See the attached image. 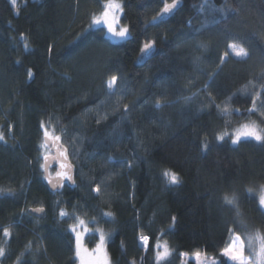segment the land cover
Here are the masks:
<instances>
[{"label": "trees", "instance_id": "16d2710c", "mask_svg": "<svg viewBox=\"0 0 264 264\" xmlns=\"http://www.w3.org/2000/svg\"><path fill=\"white\" fill-rule=\"evenodd\" d=\"M107 1L0 0V264H79L66 231L76 217L89 250L106 235L109 264L197 252L232 264L222 250L233 236L250 256L264 242V142L231 139L246 124L264 134V0H181L162 21L173 0H116L131 33L119 42L92 23ZM44 130L68 146L75 185L45 184Z\"/></svg>", "mask_w": 264, "mask_h": 264}, {"label": "snow or ice", "instance_id": "6c2138e0", "mask_svg": "<svg viewBox=\"0 0 264 264\" xmlns=\"http://www.w3.org/2000/svg\"><path fill=\"white\" fill-rule=\"evenodd\" d=\"M12 4L15 5L17 3V0H11ZM176 2L173 0L172 4H165L163 8L164 13L170 12L173 8H175ZM122 12L123 8L122 5L116 0H108L107 4L104 6V11L102 16L95 17L92 21L93 24H100L104 23L107 26V30L109 33H111L113 36L119 37L121 39L126 38L127 36L131 35L129 27H121L119 30H117V27L115 26L118 20V17L116 16V12ZM155 19V17H154ZM153 47L152 43H144L140 51L147 52ZM230 47H232L230 45ZM228 53H225V56H227ZM235 55L237 57L246 56L247 53L241 51L235 52ZM221 63H223V58H221ZM27 75L29 78L33 77V72L31 69L28 70ZM216 75V73H213L212 76ZM212 76L209 77V79H212ZM117 81V76L113 75L111 76L110 80L108 81L107 87L108 89H112L113 84H115ZM207 87V86H206ZM261 88L264 89V85H261ZM253 106L256 105V98H253ZM159 101H157V106H159ZM127 108V105L125 106ZM222 112L224 115L228 116L230 115V112L227 108L222 109ZM44 124H41V128L44 129ZM228 133L225 132L217 137L218 140L223 141L225 136H227ZM241 137H251L255 139L258 142H264V134H262L261 131H258L254 126L249 125H243L240 130H238L234 137L231 139V142L233 144H237ZM44 138L45 141L49 138V133L47 130H44ZM4 136L3 134H0V140H3ZM55 139L59 140L60 137H56ZM46 145H41V147H45ZM207 147V145H205ZM59 156L63 159L59 161V168L60 171H57L55 174V183H53V177L46 176L45 178L48 180V183L51 184V187L53 189H57L59 187H63L64 181L67 180L69 182H72L73 185H75V180L73 179L72 175V166L67 163V154L66 150L61 151L59 153ZM43 159L45 163L40 164V168L47 173L48 168L50 165H48L47 161L49 159L48 155H44ZM111 159V158H110ZM130 166V165H129ZM165 176L169 178V184L170 185H178L180 183V177L176 172L173 171H166L164 173ZM93 192H95L97 195L100 193V188L97 186L96 188L92 189ZM249 192L252 191V189H248ZM236 197L233 195L231 198L225 197V203L228 205H235L236 204ZM259 205L261 208H264V185L260 188V197H259ZM237 210V215H239V210ZM33 212H39L43 213L44 208H36L32 210ZM68 213L64 210H60L59 216L65 217ZM106 216H111V213H104ZM76 223L69 225V229L66 231H70L73 238H74V251H75V257L79 259L80 264H109L107 254L103 252L104 244L106 240L105 234L101 231L99 236V242L96 244L95 249L92 250V253H88V250L83 245V239L85 233H88L92 231L87 227L85 224V221L83 219H80L79 217L75 218ZM173 220H175V217H173ZM4 235H9V230L6 228L4 229ZM148 236H141L140 240L144 244H148L149 242ZM236 241H239V237L235 238ZM103 253V255H101ZM222 254L224 257L229 259L230 261L235 262V264H264V242L260 244L259 250H253V253L250 256H245L244 253V246L243 242H240L239 246H237L236 242L234 241L231 245L225 247L222 250ZM168 255V249L165 247L164 251L162 253H157V260L162 259L163 257ZM187 255V253H185ZM5 256V249L0 248V257ZM197 258L200 257V253H196Z\"/></svg>", "mask_w": 264, "mask_h": 264}, {"label": "water", "instance_id": "95a60500", "mask_svg": "<svg viewBox=\"0 0 264 264\" xmlns=\"http://www.w3.org/2000/svg\"><path fill=\"white\" fill-rule=\"evenodd\" d=\"M175 2H176V5L177 6L175 8H173L170 12L164 13L163 10L161 11V13L158 15V18H157L158 21L165 20L168 17H170L171 15H173L174 12L182 4L181 0H176ZM172 3L173 2H171L169 4H172ZM150 43L153 44V47L149 51H147V52H143V53L141 52L140 53V56H139L140 63L146 62L148 60V58L151 56V54L154 52L155 45H154L153 42H150ZM55 138L56 137L49 136V138H48L47 141H45V138H44L45 144L49 147V150H50V153L48 154L49 159L47 161L48 165H50V166L48 168V172L47 173L44 172V182L49 187V189L51 191H58V190L62 189V187H59L57 189H53L51 187V184H49L48 183V180L45 178L46 176H49L50 175L51 177H53V183H55V174H56L57 171H60L59 161L63 159L62 157L59 156V153L61 151H65L66 150V154H67V161L66 162L69 163L72 166V175H73V179L75 180V165L72 163V161L70 159L68 149L63 145V143L60 140H57ZM43 161H44V159H43ZM44 163H45V161H44ZM52 167H55V172L53 174L50 171ZM64 184H68L70 186L73 185L72 182H69L67 180L64 181ZM64 184H63V186H64ZM36 208H41V207H33V208H31L30 209V213L32 215L38 217V218H42V219L45 218L46 217V210H45V208H44V212L43 213L33 212L32 210L33 209H36Z\"/></svg>", "mask_w": 264, "mask_h": 264}, {"label": "rangeland", "instance_id": "374dc122", "mask_svg": "<svg viewBox=\"0 0 264 264\" xmlns=\"http://www.w3.org/2000/svg\"><path fill=\"white\" fill-rule=\"evenodd\" d=\"M107 2H108V1H107ZM107 2L104 4V6L107 4ZM116 2H118V1H116ZM118 3H120V2H118ZM120 4H121V3H120ZM103 11H104V8H103L102 12H101L100 14H98L96 17L102 16ZM121 15H122V12H119V11L116 12V16L118 17V20H117V23H116L115 26L117 27V30H119V28H121V27H125V26H123L122 23H121V17H122ZM93 26H94V27H102V28H104L106 34L108 35V37H109L112 41L119 42V41L124 40V38L121 39V38L116 37V36H113L111 33H109L108 30H107V26H106L104 23H100V24H98V25L93 24ZM231 46H232V47H230V51H231V53H232L234 56H236V55H235V52H237V51H241V50H243V52L247 53L242 47H240V46H238V45L232 44ZM236 57H237V56H236ZM241 57H245V56H241ZM115 85H116V83L113 84L112 89H109V90H110V91L114 90ZM246 125L254 126L253 124H246ZM254 127H255V126H254ZM241 128H242V127H241ZM241 128H239V129H237L235 132H233V136H234V134H235L238 130H240ZM255 128L257 129V127H255ZM0 134H1V132H0ZM241 138H243V137H241ZM248 138H249V137H248ZM243 139H245V137H244ZM251 139H253V138H251ZM65 147L68 149V146H67V145H65ZM49 153H50V150H49L46 154L48 155ZM54 172H55V171H54ZM54 172H51V173L53 174ZM263 209H264V208H263ZM86 234H87V233H85V235H84L83 245H84V247L88 250V253L91 254V253H92V250L95 249V248H93V249H91V250H89V249L87 248V246H86V244H85ZM105 236H106V235H105ZM236 237H239V236H233L229 245H231V244L235 241L236 244H237V246H239V244H240V242H242V240H241V238L239 237V238H240L239 241H236V239H235ZM143 244H144V243H143ZM144 245H146V244H144ZM243 246H244V244H243ZM95 247H96V246H95ZM165 247H166V246L164 245L163 251H164ZM163 251H162V252H163ZM103 252L107 254V258H108V261H109V254H108L107 247H106V240H105V244H104ZM168 253H169V252H168ZM199 253H200V257H199V258H197L196 254H193V255H190V254L185 255V254H184V255H183V261H182V264H189L190 261H195L196 264H216V263L218 262V260H217L214 256H207L205 253H202V252H199ZM101 255H103V253H102ZM245 256H246V255H245ZM246 257H247V256H246ZM230 262H231L232 264H235V262H233V261H230ZM78 263L80 264L79 259H78Z\"/></svg>", "mask_w": 264, "mask_h": 264}]
</instances>
